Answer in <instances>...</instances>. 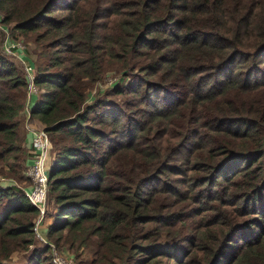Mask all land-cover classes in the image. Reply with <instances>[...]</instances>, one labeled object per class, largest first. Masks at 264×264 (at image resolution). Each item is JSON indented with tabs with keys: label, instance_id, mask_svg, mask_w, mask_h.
Returning <instances> with one entry per match:
<instances>
[{
	"label": "trees",
	"instance_id": "1",
	"mask_svg": "<svg viewBox=\"0 0 264 264\" xmlns=\"http://www.w3.org/2000/svg\"><path fill=\"white\" fill-rule=\"evenodd\" d=\"M0 13L36 50L45 239L90 264H264V0H0ZM2 44L0 264H54L17 180L28 80ZM112 74L127 83L91 97Z\"/></svg>",
	"mask_w": 264,
	"mask_h": 264
},
{
	"label": "built area",
	"instance_id": "2",
	"mask_svg": "<svg viewBox=\"0 0 264 264\" xmlns=\"http://www.w3.org/2000/svg\"><path fill=\"white\" fill-rule=\"evenodd\" d=\"M1 13H0V30H2L5 35H8L7 29L4 24L1 22ZM17 44L13 40L6 37L3 43L4 51L8 53H13L16 51V56L23 63V69L27 76L28 80V89H27V105L25 106L26 115L29 117V100L32 95L37 94V87L35 86L33 79L35 75V67L30 60L25 55V51L22 49H17ZM16 48V49H15ZM31 161L27 165L25 175L29 179V187L26 190V195L29 201L38 209V216L35 221V232L39 234L41 222L45 217L46 209V200H47V167L45 166V151L48 146L46 135L42 128H31ZM45 241L44 237H41ZM53 246V245H52ZM53 253V263L54 264H73V261L70 257H64L55 252L54 248L52 249Z\"/></svg>",
	"mask_w": 264,
	"mask_h": 264
},
{
	"label": "rangeland",
	"instance_id": "3",
	"mask_svg": "<svg viewBox=\"0 0 264 264\" xmlns=\"http://www.w3.org/2000/svg\"><path fill=\"white\" fill-rule=\"evenodd\" d=\"M8 32V35H5V33L0 30V33L2 35V42L4 43V39L6 37H8V39H11L14 41L15 44L18 45V47H16L17 49H22L25 51V55L26 57L28 58V60L31 61V63L33 64V61L35 60L36 58V50L34 48V45L33 43L29 42V40L27 41L26 39L22 38L21 35L17 36V37H14L13 34H10L9 31L7 30ZM2 48H3V44H2ZM15 48V49H16ZM4 51V49H3ZM13 53H8L6 51H4V54L6 55H9V56H12L14 57L15 59H17L19 61V63L21 64V66L23 67V63L20 61V59L15 55L16 54V51L14 50ZM118 74L115 75V74H112V75H108V76H104L102 79H100L95 85L94 87L91 89V97L93 95H96L97 92L100 90H102L103 92L101 93V95H103V93H106L109 89L108 87H111L112 85H114L116 83V85L120 86V85H124L125 83H127V80L126 81H123L122 80H118ZM40 90L37 88V93L39 92ZM27 97L28 95H26V99H25V105L27 103ZM108 98L110 100H113V101H118L120 99V96L118 95H115V94H111L110 96H108ZM26 113V109L24 108V116H25ZM27 124L29 126H32V127H35V128H40L36 125H34L33 123H30V122H27ZM27 150H28V153H29V156L28 157H31L32 153H31V149H30V146L29 147H26ZM47 148L50 149L49 147V144L47 146ZM47 150V149H46ZM47 155H48V159L47 160ZM53 158V154L50 150V153L48 154L46 151H45V166L47 167V169L49 168V163H51V160ZM28 164V163H27ZM27 166V165H26ZM27 168V167H26ZM26 171V170H25ZM25 174V172H24ZM1 175V174H0ZM27 177V176H26ZM0 181H3L4 180H7L6 178H2L0 177ZM18 180V185L19 186H22V187H26L30 181L29 179L27 178V180H22V179H17ZM25 193H26V189H25ZM47 201V200H46ZM47 218L44 217V219L42 220V222L40 223L41 226L42 225H45L47 223ZM40 226V227H41ZM43 234L42 232L39 231V234L36 233L37 237L41 240L42 243H45L47 246H49L50 248V252H51V258H52V261H53V253H52V249L54 248L55 252L62 255V256H66V257H70L73 261V264H90V256L89 254L87 253V251L83 252L81 251L79 253V257H75L73 255V253L71 252V250H67L66 249V246H58L56 247L51 241H48L47 239H45V241L43 239H41V235ZM42 244H39L38 243V246L41 247ZM53 245V246H52ZM29 254V253H28ZM28 254L26 253H23V252H20V253H15L12 255V258L10 260V263L9 264H23L26 257H28ZM27 255V256H26Z\"/></svg>",
	"mask_w": 264,
	"mask_h": 264
},
{
	"label": "crops",
	"instance_id": "4",
	"mask_svg": "<svg viewBox=\"0 0 264 264\" xmlns=\"http://www.w3.org/2000/svg\"><path fill=\"white\" fill-rule=\"evenodd\" d=\"M36 95L37 94H35V95H33V97H34V99H32L33 100V102L32 103H34V101H35V98H36ZM31 103V104H32ZM30 107V106H29ZM24 130H25V145H26V147H29L30 146V141H31V136H32V133H31V128H35V127H32V126H29L28 124H27V122H28V117H27V115L25 114V116H24ZM34 125H36V126H38V124L37 123H33ZM46 152L49 154L50 153V149L49 148H47V150H46ZM49 157H48V155H47V160H49L48 159ZM30 161H31V157H28L27 158V163L29 164L30 163ZM27 164V165H28ZM49 165H50V163H49ZM49 167V166H48ZM1 180V179H0ZM8 183V181H0V184H7ZM28 187H29V184L25 187V189L27 190L28 189ZM40 232H42V233H44L43 231H45V225H42L41 227H40V230H39ZM41 235V234H40ZM42 237H43V234L41 235Z\"/></svg>",
	"mask_w": 264,
	"mask_h": 264
}]
</instances>
